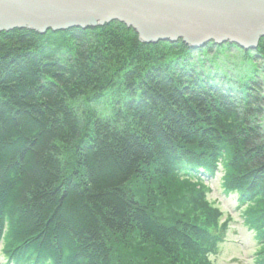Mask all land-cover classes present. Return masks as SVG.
I'll list each match as a JSON object with an SVG mask.
<instances>
[{
  "label": "trees",
  "instance_id": "trees-1",
  "mask_svg": "<svg viewBox=\"0 0 264 264\" xmlns=\"http://www.w3.org/2000/svg\"><path fill=\"white\" fill-rule=\"evenodd\" d=\"M234 49L264 60V38L147 43L119 21L0 32L2 264H214L219 171L263 242L264 97L217 66Z\"/></svg>",
  "mask_w": 264,
  "mask_h": 264
},
{
  "label": "water",
  "instance_id": "water-1",
  "mask_svg": "<svg viewBox=\"0 0 264 264\" xmlns=\"http://www.w3.org/2000/svg\"><path fill=\"white\" fill-rule=\"evenodd\" d=\"M112 21L133 28L142 42H230L249 50L264 38V0H0V32L45 34Z\"/></svg>",
  "mask_w": 264,
  "mask_h": 264
},
{
  "label": "rangeland",
  "instance_id": "rangeland-1",
  "mask_svg": "<svg viewBox=\"0 0 264 264\" xmlns=\"http://www.w3.org/2000/svg\"><path fill=\"white\" fill-rule=\"evenodd\" d=\"M228 53L229 56H225V61L221 59L217 66L226 70L227 73L229 72L227 67L233 64L229 63V58L241 63V67L243 66L242 70H244L245 73L244 75L247 76L249 73L247 77L261 84L262 96L264 97V60L253 61L252 59H243L242 52L238 49H234ZM213 66L217 67L216 65ZM102 105H98V109H102ZM257 122L264 133V103L262 111L257 117ZM221 175L222 172L219 171L214 178L205 179V183L208 184L211 189L208 198L215 205L221 207L226 216H230L231 218L225 239L220 243L217 253L210 255L211 260L214 264H257L256 252L261 245H264V241L259 242L255 231L245 224L242 213L243 207L239 204L238 196L235 194H226L224 192L220 184ZM1 248L2 243L0 242V264L4 261Z\"/></svg>",
  "mask_w": 264,
  "mask_h": 264
}]
</instances>
